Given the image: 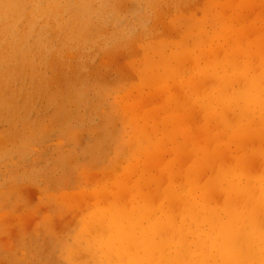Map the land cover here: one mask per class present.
<instances>
[{
    "label": "rangeland",
    "instance_id": "374dc122",
    "mask_svg": "<svg viewBox=\"0 0 264 264\" xmlns=\"http://www.w3.org/2000/svg\"><path fill=\"white\" fill-rule=\"evenodd\" d=\"M6 1L16 0L0 2L3 14ZM18 1L23 3L20 13L24 14L17 18L20 21L14 38L3 28L6 19L4 15L0 16V214L3 216L0 218V264H69L66 249L74 247L81 228L79 218L89 208L88 204L81 206L87 207L86 210L81 208L83 212H80L78 207L84 205L82 201L80 205L77 203L76 211L75 207L74 211L69 210L71 203L64 206V202L60 208L58 205L64 200L55 199L66 192L72 194V199L75 191L81 195V188L87 200V192L96 191L97 184L101 185L106 178L105 181L111 183L116 178L114 172H120V167L135 152L136 146L130 137L137 117L125 111L122 99L128 92L131 94H127L126 100L132 93L137 95L139 92L138 95L146 96L148 102L157 103L164 93L174 89L179 71L175 60L171 61V57L165 62H157L156 55L172 54L177 47L175 43L185 48L183 52H191L198 45L197 38L200 42L217 40V27L213 25L218 10L224 9L223 14L228 11L226 14L230 15L233 26L240 24L238 19H242L245 25L263 26L264 31V5L260 3L264 0ZM256 1L260 6L252 15L249 8L255 10L258 7ZM236 5L240 6V12L235 11ZM248 10L251 16L248 14L247 17ZM233 16L237 20H233ZM36 18L39 26L34 24L31 28L28 22H36ZM199 23L201 27L197 26ZM14 43L20 47V55L13 48L11 50ZM187 44H191L188 49ZM166 45L167 49L173 47L168 51ZM142 55H154L157 68H160V71H153L150 79L140 73L145 64L140 59ZM186 62L182 66L185 70L190 67ZM166 63H169L168 67H165ZM137 74L144 76L139 79L141 76ZM163 85H166V92L160 88ZM157 94L159 99L155 97ZM141 152L136 159L130 157L135 165L144 161L147 151ZM110 167L115 171L110 170V173ZM98 177L103 179L102 182L92 186V181H97ZM73 259L77 263L89 262L83 251L76 250Z\"/></svg>",
    "mask_w": 264,
    "mask_h": 264
},
{
    "label": "bare ground",
    "instance_id": "6f19581e",
    "mask_svg": "<svg viewBox=\"0 0 264 264\" xmlns=\"http://www.w3.org/2000/svg\"><path fill=\"white\" fill-rule=\"evenodd\" d=\"M260 3L264 5L263 1ZM22 4L18 0L12 3L6 1L2 9L4 14L0 12V16L4 15L6 19L3 28L9 31L12 38L17 34L16 26L20 21L17 18H22L24 14L20 13L23 11ZM256 5L255 10L249 8L252 15L260 6L257 1ZM236 10L240 12V6ZM222 11L218 10L214 17L213 26L217 27L218 36L214 42L210 40L213 34L208 37L211 43L200 42L195 37L198 45L191 52H183L185 48L170 42L168 44L177 46V50L174 47L175 52L156 55L157 62H165L171 57V61L175 60L179 70L173 79L175 90L171 88L167 91L166 85L160 87L167 92L164 95L160 93L163 96L157 103H149L146 96L138 95L139 92L138 96L132 93L126 100L127 94H131L128 92L122 99L123 108L126 107L124 110L137 117L130 137L136 148L134 153L129 150L132 153L130 157L136 159L144 149L147 151L144 161L135 165L130 157L126 158L128 160L124 167H120V172H114L117 175L111 183L105 181L108 178L104 183L100 177L96 178L97 181L91 179L94 187L96 183H102L97 184V190L91 193L86 189L89 192L86 195L88 201L84 199L85 191L82 192L81 188L82 196L75 191L72 199V194L67 192L60 193L58 200L55 199L59 202L64 200L58 205L60 208L64 202V206L71 203L68 208L72 211L80 209L83 212L81 208H89L79 218L81 228L76 233L78 236L74 237V247L66 249L67 263L264 264V31L263 26L245 25L242 19H238L242 23L233 26L229 21L230 15L226 14L228 11L224 14ZM248 14L251 16L250 11L247 17ZM233 20L237 19L234 17ZM260 20L259 23H262ZM33 22H28L31 28L38 19ZM190 45L187 44V49ZM12 48L15 53L21 54L20 47L15 43ZM154 55L140 57L145 63L144 66L141 63L143 71L140 69V73L143 72L145 78H151L153 71L160 69ZM186 61L190 67L185 70L182 66ZM168 66L169 63L165 67ZM140 76L139 79L143 78ZM110 168V173V170L115 171ZM73 198L78 199L77 202ZM84 200L87 202L84 203ZM81 201L84 205H80ZM0 215L2 218V213ZM76 250L83 251L89 262H75L73 253Z\"/></svg>",
    "mask_w": 264,
    "mask_h": 264
}]
</instances>
